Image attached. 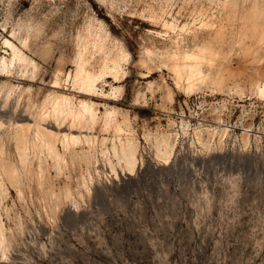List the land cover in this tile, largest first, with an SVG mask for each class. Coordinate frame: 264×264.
Segmentation results:
<instances>
[{
	"label": "rangeland",
	"instance_id": "obj_1",
	"mask_svg": "<svg viewBox=\"0 0 264 264\" xmlns=\"http://www.w3.org/2000/svg\"><path fill=\"white\" fill-rule=\"evenodd\" d=\"M8 1L0 0V23ZM216 2L56 0L58 8L50 11L48 4L31 8L34 0H14L6 28L0 24L1 53L2 39L11 26L40 6L45 9L43 35L53 55L39 60L36 81L11 78L15 83H31L39 94L49 87L46 83L58 55L63 52L67 58L74 23L83 14L102 20L124 44L129 52L123 65L127 75L120 82L111 76L98 82L104 91L121 83L124 92L117 99L94 98L128 109L139 163L129 173L113 158V173L99 144L96 164L90 165L89 191L79 195L76 186L87 164L82 159L71 163L68 156L58 173L49 171L56 190L65 184L73 190L71 197L60 193L57 207L33 175L20 174L21 193L4 176L7 193L0 215L12 232L7 230L9 244L0 264H264V99L251 93L249 84L240 93L226 82L223 90L205 87L189 94L174 87L171 102L162 101L160 91L153 96L147 92L146 100L133 99L137 87L159 75L158 71L141 75L146 69L138 64L140 34L150 29L167 39L183 35L184 23L217 17ZM229 62L235 66L236 55ZM163 74L173 85L167 69ZM218 114L222 121L216 119ZM24 116L29 114L21 100L0 104L5 122ZM95 130L99 133V127ZM162 139L169 142L168 159L160 153L165 150ZM4 148L7 156L16 159L13 139L6 137ZM32 161L35 164L37 157Z\"/></svg>",
	"mask_w": 264,
	"mask_h": 264
},
{
	"label": "bare ground",
	"instance_id": "obj_2",
	"mask_svg": "<svg viewBox=\"0 0 264 264\" xmlns=\"http://www.w3.org/2000/svg\"><path fill=\"white\" fill-rule=\"evenodd\" d=\"M13 3L14 0L8 1L7 14L0 23L4 29ZM37 3L48 4L50 11L58 8L56 0H34L31 8ZM216 5L219 7L217 17L201 19L198 24L184 23L182 27L186 33L183 35L167 39L160 33L153 34L150 29L140 34L138 64L146 69L141 75L151 76L156 71L159 75L134 90L135 102L146 100L147 92L153 96L156 91H160L162 101L171 102L174 87L189 94L205 87L223 90L225 82L227 87L240 93L249 84L251 93L264 99V0H217ZM45 15V9L40 6L26 18H19L11 26L9 35L2 39L0 76L7 78L0 80V104L21 100L29 117L9 118L7 123L0 118V208L7 193L4 176L19 186L17 190L21 193L17 182L23 172L36 178L54 207L59 203L60 193L71 197L73 190L68 184L56 190L49 176L50 168L58 173L67 164L68 156L71 163L82 159L87 164L76 190L79 195L83 190L89 191V181L93 178L90 165L96 164L94 153L99 144L113 173H116L113 158L124 172L129 173L139 163L137 135L128 109L94 98V95H100L117 99L124 92L123 84H111L110 90L104 91L98 82L105 76L120 82L128 73L123 65L129 52L117 37L111 35L102 20L83 14L74 23L69 54L67 58L63 52L58 55L46 83L49 87L41 94L31 83L12 81V77L36 81L42 66L39 60L53 55L43 35ZM164 25L170 27L171 22ZM185 38L189 43H185ZM232 55L238 59L235 66L229 62ZM66 65L70 68L66 69ZM163 68L167 69L173 85L163 74ZM216 119L223 120L219 114ZM95 127H99V133H95ZM6 137L15 141L16 159L7 156L4 150ZM168 143L162 139L165 150L160 153L165 159L171 153L167 150ZM77 144L81 145L79 150L74 147ZM33 156L37 157L35 164ZM7 230L12 232L0 215V259L5 256L9 244Z\"/></svg>",
	"mask_w": 264,
	"mask_h": 264
}]
</instances>
